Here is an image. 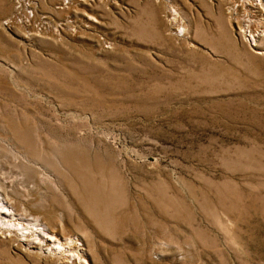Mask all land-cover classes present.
I'll return each instance as SVG.
<instances>
[{"label": "rangeland", "instance_id": "obj_1", "mask_svg": "<svg viewBox=\"0 0 264 264\" xmlns=\"http://www.w3.org/2000/svg\"><path fill=\"white\" fill-rule=\"evenodd\" d=\"M26 2L6 28L0 0V264H58L34 221L67 264H264V17L251 46L228 0Z\"/></svg>", "mask_w": 264, "mask_h": 264}, {"label": "bare ground", "instance_id": "obj_2", "mask_svg": "<svg viewBox=\"0 0 264 264\" xmlns=\"http://www.w3.org/2000/svg\"><path fill=\"white\" fill-rule=\"evenodd\" d=\"M182 33V32H181ZM256 39V38H255ZM254 39V40H255ZM255 43V42H254ZM2 202V200H0ZM14 212L11 208V205H7L5 203L1 204L0 205V228L2 226V222L3 223H13L11 219L10 220H7V221H4L3 219L4 218H7L9 215H13ZM15 215V214H14ZM1 218H3L1 220ZM8 219V218H7ZM15 223V222H14ZM22 222L19 220L18 222H16V225L18 224L20 226ZM24 223V222H23ZM30 223V222H29ZM11 225H15V224H11ZM24 225L20 226L23 227ZM27 226V225H26ZM31 226V225H30ZM15 227V226H14ZM29 227V226H27ZM6 228V227H4ZM9 228V227H8ZM17 229H20L19 227L16 226ZM15 228V229H16ZM30 228V227H29ZM29 228H25V229H29ZM31 228H34L33 230H35V234H36V238L34 237V235H30L32 237H34V241L33 240H30V241H25V244L27 246H30L32 248H29L28 249H33L34 248V252L35 254L39 255V257H44V258H51L55 256L57 257V255L59 256L60 260L58 261V264L59 263H64V264H67L68 262H73V263H79L81 260L83 262V260L85 261V259L82 257V254L83 253H80L79 251H82V252H85L83 251L82 247H81V243L80 241L77 239V237H71V235L73 236V234L69 235H64L62 236L61 239H54L52 236H57V231L56 228L53 226V230L54 231H51L50 228L51 226H46L44 224H42L41 222H37V221H34L32 222V227ZM55 228V229H54ZM11 229V228H10ZM16 229V230H17ZM2 230H4L2 228ZM13 230V229H12ZM16 230H13L16 231ZM5 231V230H4ZM7 231V230H6ZM9 231V230H8ZM19 232V231H18ZM21 232V231H20ZM27 232V231H26ZM26 232L24 235H26ZM28 232H31V231H28ZM2 233V232H1ZM5 233V232H3ZM51 233V236H49V234ZM9 234V233H8ZM12 234V233H11ZM18 234V233H17ZM30 234V233H29ZM5 235H7V233H5ZM13 235V234H12ZM23 235V234H22ZM21 235V236H22ZM10 236V235H9ZM16 236V235H15ZM20 236V235H18ZM23 237V236H22ZM27 237V235L25 236ZM29 237V236H28ZM31 238V237H30ZM80 238V237H79ZM33 239V238H32ZM26 240V238H25ZM82 241V240H81ZM22 243V242H21ZM82 246H83V243H82ZM26 247V246H25ZM41 257V258H42ZM58 258V257H57ZM53 259V258H52ZM54 260V259H53Z\"/></svg>", "mask_w": 264, "mask_h": 264}, {"label": "built area", "instance_id": "obj_3", "mask_svg": "<svg viewBox=\"0 0 264 264\" xmlns=\"http://www.w3.org/2000/svg\"><path fill=\"white\" fill-rule=\"evenodd\" d=\"M14 1V9L2 21L6 28H11L17 23L28 24L32 19V11L28 8L26 0ZM238 9L243 10L238 12ZM227 10L232 15L231 17L244 41L255 46L254 41L256 42L262 34V27L259 24L256 25L253 20L264 17V0H228ZM37 28L39 29V27Z\"/></svg>", "mask_w": 264, "mask_h": 264}]
</instances>
